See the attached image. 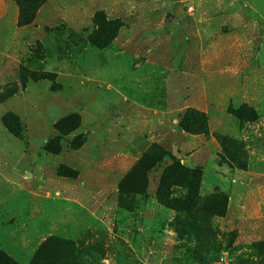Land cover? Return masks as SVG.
Instances as JSON below:
<instances>
[{"label": "rangeland", "instance_id": "1", "mask_svg": "<svg viewBox=\"0 0 264 264\" xmlns=\"http://www.w3.org/2000/svg\"><path fill=\"white\" fill-rule=\"evenodd\" d=\"M19 12L0 0V252L28 264L53 239L74 247L58 264H264V0ZM98 13L119 22L104 47ZM190 108L208 133L179 126Z\"/></svg>", "mask_w": 264, "mask_h": 264}, {"label": "trees", "instance_id": "2", "mask_svg": "<svg viewBox=\"0 0 264 264\" xmlns=\"http://www.w3.org/2000/svg\"><path fill=\"white\" fill-rule=\"evenodd\" d=\"M44 1L45 0H16L20 10L19 22L21 24L31 22L35 17L37 9ZM95 23L97 29L91 34L90 40L93 44L104 47L110 43L112 38L117 34L119 22L103 20L101 14L98 13L95 17ZM179 126L191 133H208V118L202 111L190 108L181 117ZM181 166L179 167L184 168V166ZM189 171L192 175L196 172L194 169L191 170V168ZM175 174L176 170H174L172 166L167 167L163 176V183H166L170 177L173 178ZM68 242L67 240H62V243H59L53 239L48 240L45 245H42L36 251L34 257L28 264H58L61 258L65 259L67 256L73 257L74 247L73 244ZM0 264L21 263L11 258L9 255L0 252Z\"/></svg>", "mask_w": 264, "mask_h": 264}]
</instances>
